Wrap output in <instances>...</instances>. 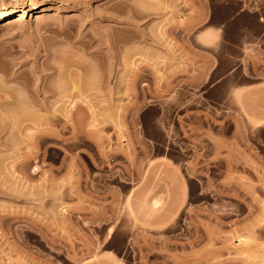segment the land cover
Returning a JSON list of instances; mask_svg holds the SVG:
<instances>
[{
  "label": "rangeland",
  "instance_id": "rangeland-1",
  "mask_svg": "<svg viewBox=\"0 0 264 264\" xmlns=\"http://www.w3.org/2000/svg\"><path fill=\"white\" fill-rule=\"evenodd\" d=\"M31 4L0 21V264H264V0L0 9Z\"/></svg>",
  "mask_w": 264,
  "mask_h": 264
},
{
  "label": "bare ground",
  "instance_id": "bare-ground-1",
  "mask_svg": "<svg viewBox=\"0 0 264 264\" xmlns=\"http://www.w3.org/2000/svg\"><path fill=\"white\" fill-rule=\"evenodd\" d=\"M43 10L44 9H42L38 4H31L29 6V8H27V9L26 8H20L19 10L15 11V12H11L7 8H1L0 9V21H3L5 19H11V22H21L29 13H31V14H39ZM72 107H73V105H72ZM5 147H7V146L5 145ZM12 148H13V146L11 147V149ZM26 153L27 154L25 156V160H27V162H28L29 161L28 158L30 159V155H29L30 151L29 152L27 151ZM10 166L11 167H8V169H10L12 172L16 171V167L14 166V164L10 165Z\"/></svg>",
  "mask_w": 264,
  "mask_h": 264
}]
</instances>
